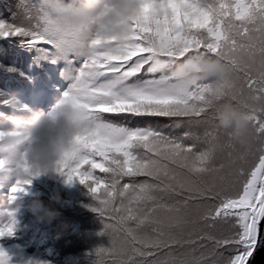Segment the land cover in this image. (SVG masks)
<instances>
[{"label": "snow or ice", "instance_id": "obj_1", "mask_svg": "<svg viewBox=\"0 0 264 264\" xmlns=\"http://www.w3.org/2000/svg\"><path fill=\"white\" fill-rule=\"evenodd\" d=\"M17 8L14 22L0 20V38L72 65L73 83L49 115L75 106L88 116L77 154L55 171L69 184L91 182L100 235L110 238L94 264H250L264 245V0H20ZM34 117L15 119L0 138L28 139ZM19 167L27 175L11 191L26 193L44 173L26 160ZM0 216V238L13 234L15 211ZM9 260L0 249V264Z\"/></svg>", "mask_w": 264, "mask_h": 264}, {"label": "trees", "instance_id": "obj_2", "mask_svg": "<svg viewBox=\"0 0 264 264\" xmlns=\"http://www.w3.org/2000/svg\"><path fill=\"white\" fill-rule=\"evenodd\" d=\"M19 2L16 1L12 11L10 8L0 10V20L14 22ZM54 65L52 58L42 59L37 50L26 47L20 38H0V93L3 94L0 95V131L12 130L17 118L31 123L36 114H49L54 110L67 92L63 81L54 78ZM57 89L60 93H56ZM8 99L17 106L2 103ZM148 123L154 122H141L139 126ZM176 131L179 133L182 129ZM96 175L105 174L97 170ZM18 180L14 175L0 172V213L15 211L17 220L13 234L0 238V249L10 258L9 264H28L29 261L94 264L95 250L109 247L110 238L100 235L104 224L92 210L98 206V201L89 192L91 182L85 185L77 179L69 184L66 176L49 172L31 178L26 193H13L11 189ZM36 201L42 202L53 215L44 219L37 215L33 210ZM6 222L7 217L0 216V226Z\"/></svg>", "mask_w": 264, "mask_h": 264}, {"label": "clouds", "instance_id": "obj_3", "mask_svg": "<svg viewBox=\"0 0 264 264\" xmlns=\"http://www.w3.org/2000/svg\"><path fill=\"white\" fill-rule=\"evenodd\" d=\"M87 120L86 113L75 106L62 108L55 116L36 114L32 127L28 129L31 134L28 139L14 135L0 138V161L4 162L0 172H7L19 179L25 178L27 174L19 167L24 160L31 165L32 171L44 174L56 172L60 161L71 162L77 154L78 138L85 131ZM235 120L238 126L234 132L243 134L246 121L239 114H236ZM225 123H233L231 110L225 116ZM33 210L42 219L53 215L40 201L34 202Z\"/></svg>", "mask_w": 264, "mask_h": 264}, {"label": "rangeland", "instance_id": "obj_4", "mask_svg": "<svg viewBox=\"0 0 264 264\" xmlns=\"http://www.w3.org/2000/svg\"><path fill=\"white\" fill-rule=\"evenodd\" d=\"M16 1L17 0H0V10L3 12V8L5 11L8 8H10V10L12 11ZM7 14H10V13L8 12ZM71 70H72V65H70L69 62L63 58L57 59L55 62V65L53 66V71L55 73L54 78L58 81H63L67 91L71 87V84L73 83V81L71 79L66 78L65 73L70 72ZM56 93H60V90L57 89ZM1 188H2V185L0 184V189Z\"/></svg>", "mask_w": 264, "mask_h": 264}, {"label": "water", "instance_id": "obj_5", "mask_svg": "<svg viewBox=\"0 0 264 264\" xmlns=\"http://www.w3.org/2000/svg\"><path fill=\"white\" fill-rule=\"evenodd\" d=\"M250 264H264V245L257 248L250 259Z\"/></svg>", "mask_w": 264, "mask_h": 264}]
</instances>
